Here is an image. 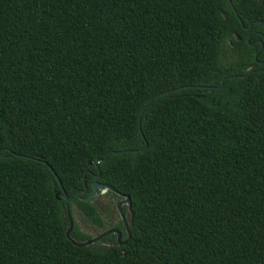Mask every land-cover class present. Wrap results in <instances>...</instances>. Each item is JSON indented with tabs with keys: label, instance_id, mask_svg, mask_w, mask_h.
Here are the masks:
<instances>
[{
	"label": "trees",
	"instance_id": "obj_1",
	"mask_svg": "<svg viewBox=\"0 0 264 264\" xmlns=\"http://www.w3.org/2000/svg\"><path fill=\"white\" fill-rule=\"evenodd\" d=\"M231 3L0 0V264H264V0Z\"/></svg>",
	"mask_w": 264,
	"mask_h": 264
},
{
	"label": "water",
	"instance_id": "obj_2",
	"mask_svg": "<svg viewBox=\"0 0 264 264\" xmlns=\"http://www.w3.org/2000/svg\"><path fill=\"white\" fill-rule=\"evenodd\" d=\"M228 3L229 5L231 6V8L233 9L234 13L236 14V11L231 3V0H228ZM258 24L261 23L260 21L257 22ZM251 25L248 27L250 28ZM263 47V43H260V48L259 50ZM258 50V51H259ZM257 51V52H258ZM256 55L257 53L255 54V58H256ZM263 71V70H261ZM239 77H244V76H239ZM230 78H233V77H230ZM223 84V81H221V85ZM216 87H212V89H215ZM155 97L151 98L147 105H149L153 99ZM146 108V107H145ZM146 147V146H145ZM124 151H111L105 158H99L97 160H95L92 164L89 163V165H93L95 167H98V164L103 162L107 157H109L110 155L112 154H118V153H122ZM132 152V151H131ZM2 153V151H0V154ZM49 169H51L50 166H48ZM91 188H92V191L91 193L86 197V198H82V200L84 202H92L99 194H106L108 191H111L113 192L114 194L118 195L120 197L119 201L116 203V210L117 212L119 213L123 223H124V226H125V230H126V233L128 235V238L130 237V234H129V230H128V225H127V221L125 219V214H124V210H123V207L124 206H127L128 208H130V198L128 195H124L116 190H114L111 186L109 185H106V184H100L98 182H93L92 185H91ZM87 192V187L85 186L84 187V190L83 191H78L76 193H74L71 197H68L66 195V193L63 191V198L66 202H70L74 196H76L77 194H85ZM58 196V194H57ZM66 216H67V219H68V227H67V230H66V237L69 239L70 238V233L71 231L73 230V226H74V221H73V217L71 215V212H70V209L69 207L67 206L66 207ZM110 233H115L117 235L116 237V242L115 243H112V245H122L126 242V240L122 241L121 240V234L118 230H111V231H107L105 233H102L100 234L99 236L97 237H94L92 239H89V240H86L84 241L83 243H76L75 241H72L73 244L79 246V247H82V246H89V245H92L94 244L95 242L99 241L100 239H102L103 237H105L106 235L110 234Z\"/></svg>",
	"mask_w": 264,
	"mask_h": 264
},
{
	"label": "rangeland",
	"instance_id": "obj_3",
	"mask_svg": "<svg viewBox=\"0 0 264 264\" xmlns=\"http://www.w3.org/2000/svg\"><path fill=\"white\" fill-rule=\"evenodd\" d=\"M95 200H97V206L99 208V211L101 212L102 217L107 221V226H112L115 223L118 222L119 220V216L117 211L113 210V206L114 205H110V212H107L106 210V206L109 205V200L108 198L105 196V194L103 195H99L95 198ZM114 204L117 203L118 199L114 198ZM125 207V206H124ZM74 221L78 227V229L91 236V237H96L100 232H102L101 229L98 228H94L86 219H84L82 217V215L79 213V211L77 210V208L74 206Z\"/></svg>",
	"mask_w": 264,
	"mask_h": 264
},
{
	"label": "flooded vegetation",
	"instance_id": "obj_4",
	"mask_svg": "<svg viewBox=\"0 0 264 264\" xmlns=\"http://www.w3.org/2000/svg\"><path fill=\"white\" fill-rule=\"evenodd\" d=\"M102 195V194H101ZM118 201H119V199H118ZM117 201V202H118ZM124 208V207H123ZM118 213V212H117ZM125 214V213H124ZM118 216H119V220H121L122 221V219H121V217H120V215H119V213H118ZM125 219H126V216H125ZM127 221V220H126ZM122 224H123V226H124V223H123V221H122ZM124 229H125V226H124ZM111 230H118V229H115V228H111V229H108V230H106V231H102V232H100L97 236H99L100 234H102V233H105V232H107V231H111ZM119 231V230H118ZM120 232V231H119ZM125 232H126V230H125ZM120 234H121V240L122 241H124V236H123V234L120 232ZM109 236H111V237H113V241L112 240H110V239H108L106 242H105V244H112V243H115L116 242V237H117V235L115 234V233H110V234H108ZM108 235H106L105 237H107ZM96 236V237H97ZM104 238V237H103ZM101 240V239H100Z\"/></svg>",
	"mask_w": 264,
	"mask_h": 264
}]
</instances>
